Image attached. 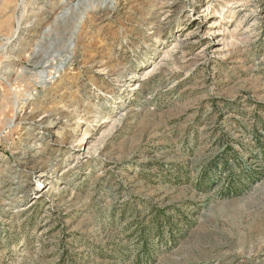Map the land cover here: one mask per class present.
<instances>
[{"label": "rangeland", "instance_id": "obj_1", "mask_svg": "<svg viewBox=\"0 0 264 264\" xmlns=\"http://www.w3.org/2000/svg\"><path fill=\"white\" fill-rule=\"evenodd\" d=\"M0 264H264V0H0Z\"/></svg>", "mask_w": 264, "mask_h": 264}]
</instances>
